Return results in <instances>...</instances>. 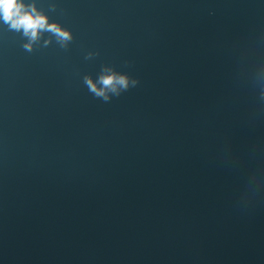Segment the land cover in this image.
<instances>
[{
  "label": "water",
  "instance_id": "water-1",
  "mask_svg": "<svg viewBox=\"0 0 264 264\" xmlns=\"http://www.w3.org/2000/svg\"><path fill=\"white\" fill-rule=\"evenodd\" d=\"M22 2L72 38L0 15V264H264V0Z\"/></svg>",
  "mask_w": 264,
  "mask_h": 264
},
{
  "label": "clouds",
  "instance_id": "clouds-1",
  "mask_svg": "<svg viewBox=\"0 0 264 264\" xmlns=\"http://www.w3.org/2000/svg\"><path fill=\"white\" fill-rule=\"evenodd\" d=\"M0 15L5 23H9L13 29H22L24 35L33 42L39 39L43 31L53 33L61 42L70 41L72 38L70 32L56 23H49L47 16L38 11L34 5L26 6L22 0H0ZM25 47L30 50L32 45L29 43ZM86 83L97 96L108 100V92L118 95L120 90H127L130 84L134 86L136 81H130L127 76L112 73L101 76L102 87H98L90 78H86Z\"/></svg>",
  "mask_w": 264,
  "mask_h": 264
}]
</instances>
